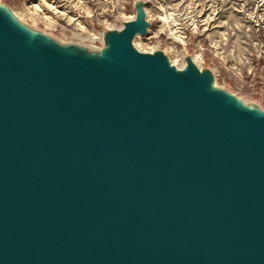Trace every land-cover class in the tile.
<instances>
[{
  "label": "water",
  "instance_id": "1",
  "mask_svg": "<svg viewBox=\"0 0 264 264\" xmlns=\"http://www.w3.org/2000/svg\"><path fill=\"white\" fill-rule=\"evenodd\" d=\"M0 0V264H264V102L194 54Z\"/></svg>",
  "mask_w": 264,
  "mask_h": 264
},
{
  "label": "rangeland",
  "instance_id": "2",
  "mask_svg": "<svg viewBox=\"0 0 264 264\" xmlns=\"http://www.w3.org/2000/svg\"><path fill=\"white\" fill-rule=\"evenodd\" d=\"M27 20L67 38L98 40L135 15V0H3ZM152 25L136 44L165 49L178 64L193 53L220 82L264 102V0H149Z\"/></svg>",
  "mask_w": 264,
  "mask_h": 264
},
{
  "label": "bare ground",
  "instance_id": "3",
  "mask_svg": "<svg viewBox=\"0 0 264 264\" xmlns=\"http://www.w3.org/2000/svg\"><path fill=\"white\" fill-rule=\"evenodd\" d=\"M84 39V38H83Z\"/></svg>",
  "mask_w": 264,
  "mask_h": 264
}]
</instances>
